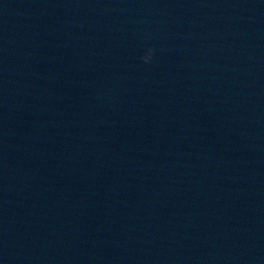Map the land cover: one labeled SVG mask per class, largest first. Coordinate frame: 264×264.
<instances>
[{"label":"water","instance_id":"obj_1","mask_svg":"<svg viewBox=\"0 0 264 264\" xmlns=\"http://www.w3.org/2000/svg\"><path fill=\"white\" fill-rule=\"evenodd\" d=\"M0 264H264V0H0Z\"/></svg>","mask_w":264,"mask_h":264},{"label":"clouds","instance_id":"obj_2","mask_svg":"<svg viewBox=\"0 0 264 264\" xmlns=\"http://www.w3.org/2000/svg\"><path fill=\"white\" fill-rule=\"evenodd\" d=\"M147 53H149L150 55H144L143 57H142V60H143V62L145 63V64H147V63H149L150 61H151V59H152V51L151 50H149Z\"/></svg>","mask_w":264,"mask_h":264}]
</instances>
